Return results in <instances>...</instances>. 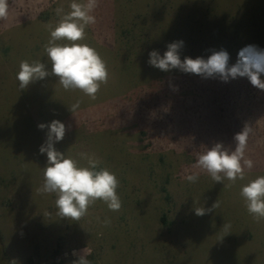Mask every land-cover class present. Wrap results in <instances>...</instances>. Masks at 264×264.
<instances>
[{"label":"rangeland","instance_id":"obj_1","mask_svg":"<svg viewBox=\"0 0 264 264\" xmlns=\"http://www.w3.org/2000/svg\"><path fill=\"white\" fill-rule=\"evenodd\" d=\"M70 2L8 0L9 16L0 20V264H73V252L83 249L92 264H264V220L255 222L240 196L243 185L264 176V91L247 77L223 82L148 63L151 51L163 55L175 41H183L181 60L223 49L229 66L247 45L264 49V0H99L96 23L80 42L107 64L97 98L65 91L54 76L21 90L20 62L47 61L44 25L55 24V9L67 12ZM53 120L66 126L58 151L78 160V153L94 154L117 175L118 212L97 201L70 221L57 216L54 194L37 191L48 132L38 125ZM246 125L254 167L243 180L227 188L192 167L215 143L234 149ZM197 171L196 183L185 179ZM217 199L219 208L195 214ZM97 217H109L110 226Z\"/></svg>","mask_w":264,"mask_h":264},{"label":"clouds","instance_id":"obj_2","mask_svg":"<svg viewBox=\"0 0 264 264\" xmlns=\"http://www.w3.org/2000/svg\"><path fill=\"white\" fill-rule=\"evenodd\" d=\"M99 6V0H71L69 10L65 12L63 6L55 9L58 20L55 24L49 22L44 25L49 32V39L43 45L46 62L36 59L20 62L16 79L21 90L31 83L54 76L65 91L79 90L92 100L97 98L101 86H106L109 71L106 61L102 59L95 48L87 43H80L86 39V29L96 23L93 15ZM9 16L8 0H0V20ZM183 41H175L167 45V50L161 55L157 50L149 53L148 63L161 71L177 69L183 73L196 74L202 78L219 79L228 82L237 77H247L251 85L264 91V49L256 45H247L238 52L235 64L229 66V53L226 50L212 51L205 59L180 58ZM50 65V66H49ZM77 100L69 106L75 114L80 107ZM38 128L48 129L46 141L40 146L39 152L47 155V165L43 169V183L37 191L44 195H55L57 216L70 221H80L87 216L89 208L97 201H102L112 212H118L122 201L118 195L120 181L117 175L107 168H101V161L94 154L78 153L79 160L71 155L58 151L54 144L62 141L66 133V126L59 120L50 124L41 123ZM252 129L245 126L234 136L235 147H225L222 143H215L211 148L198 155L194 169L207 173L215 183H222L230 188L236 181L245 178V170L254 167V161L246 157L249 135ZM85 161L81 164L80 161ZM200 172L187 174L185 179L196 183ZM227 180L229 183L224 184ZM246 210L253 220L259 223L264 220V176H258L243 185L240 189ZM221 202L217 199L212 209L195 207V214L205 215L207 211L219 208ZM97 221L104 226H110L111 219L105 217ZM231 223H223L224 236L231 233ZM221 239V240H222ZM90 253L85 249L73 252L78 258L73 264H92L87 258Z\"/></svg>","mask_w":264,"mask_h":264}]
</instances>
